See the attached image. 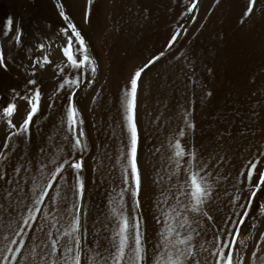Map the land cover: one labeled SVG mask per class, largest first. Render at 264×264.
Here are the masks:
<instances>
[{"label":"rangeland","instance_id":"obj_1","mask_svg":"<svg viewBox=\"0 0 264 264\" xmlns=\"http://www.w3.org/2000/svg\"><path fill=\"white\" fill-rule=\"evenodd\" d=\"M191 2L92 0L89 5L88 0H0V52L7 63V70L0 69V105L13 101L12 89L21 96H30L36 88L41 91L40 111L29 133L14 136L9 141L10 149H4L7 159L0 158L5 179L15 181H0L4 196L7 191L13 193L11 201L0 199V203L15 205L23 198L19 215L26 216L25 205L31 206L32 189L39 185L42 190L51 179L55 165L50 160L59 157L57 163L64 158L83 162L79 170L83 196L74 187L77 172L67 169L49 189L55 204L45 197L39 206L42 213L38 221L44 232L34 233L16 214L0 217L2 223L25 227L22 236L0 229V239L9 236L24 240L21 257L30 249L38 253L36 245L47 242L48 231L63 244L69 239L63 233L70 231L76 215L85 234L81 264L97 251L107 256L105 249H110L109 241L119 224L113 208L140 223L148 257L158 256L162 249L155 246L161 242L160 232L168 224L175 227L180 219L173 209L183 212V204L188 203L181 195L187 189V170L198 171L201 164L207 165L202 175L211 173L207 182L212 186V200L205 210L213 220L185 213L192 228L200 232L191 234L201 264H215V257L210 255L217 250L215 245L232 239L219 233L234 232L236 226L231 220L238 221L245 211L240 205L247 203L251 186L241 173H247L250 163L258 161V169L264 171V0H256L248 16L244 13L249 0H199L197 9L188 13ZM58 4L85 37L90 64L76 68L64 56L71 33L60 31L66 22L59 16ZM86 12H90L88 22L84 19ZM8 18L13 20L10 30L5 28ZM177 31L180 35L169 48L168 42ZM17 32L20 42L15 40ZM73 44L74 56L82 58L83 53L75 51L78 45L75 41ZM161 52L164 55L145 69L138 82L135 120L141 186L137 198L132 195L134 182L128 163L126 92L135 71ZM45 57L50 63L41 67ZM78 77L79 87H59L65 80ZM29 79L36 84H28ZM73 92L82 121L78 131L84 132L80 137L82 152L69 146L74 140L66 114L68 96ZM14 102L18 104L14 123L19 125L27 104L19 98ZM12 131L15 129L0 119V148ZM181 131L184 136L179 135ZM176 140L186 150L190 148L196 159L175 157ZM260 205H264V186L240 226L239 239L246 246L237 243L236 247L246 264H257L249 249L264 256L258 247L264 245L259 236L264 232V207ZM157 218L162 223H157ZM180 231L182 236L189 234L187 229ZM217 235L218 241L214 239ZM97 241L102 247H97ZM146 264H154V260Z\"/></svg>","mask_w":264,"mask_h":264},{"label":"snow or ice","instance_id":"obj_2","mask_svg":"<svg viewBox=\"0 0 264 264\" xmlns=\"http://www.w3.org/2000/svg\"><path fill=\"white\" fill-rule=\"evenodd\" d=\"M199 0H192L190 7L187 8L188 13H192L197 9ZM218 2V0H217ZM89 5H91L92 0H88ZM256 0H249L248 6L244 13L245 16L252 14L254 11V6ZM58 8H61L59 11V16L62 18L66 25L60 29L62 33L67 35L69 32L71 35H68L66 40V46L63 48V54L67 57L68 61L76 67L80 68L82 65H88L91 63L90 57L87 55V46L86 40L81 31L78 30L76 24H74L69 16L62 10L61 5H57ZM90 12L85 14V22H88ZM13 26L12 18H8L5 22V28L11 29ZM6 34V33H5ZM180 35V32L177 31L174 35L171 36L170 41L168 42V47L171 48L173 43L177 40V37ZM15 40L20 42L21 36L17 32ZM76 42L78 47L75 48L76 52L83 53L82 58L74 56V44ZM43 47V44L40 45ZM164 53L161 52L158 56H155L153 59L149 60L143 68L135 71L134 75L130 79V90L126 92V111H127V128L130 133V150L128 153V163L130 164V174L134 182V189L132 191L133 197H139L140 195V186H141V177L137 165V145H138V133L137 125L135 120V107H136V96L138 89V82L141 79L142 73L148 67L152 66L157 62ZM50 63L47 57H45L44 62L41 63V67L44 64ZM0 69L7 70L6 58L3 52H0ZM95 67L91 68V71H95ZM81 82V77L65 80L64 83L60 84L61 89L64 88L65 84L75 85L79 87ZM28 84L35 85L36 81L29 79ZM13 101L8 102L6 105H0V119L6 120L7 126L11 129H15L8 134H6L2 148H0V158L7 159V155L4 149H10L11 145L9 141L12 140L14 136H25L30 131V126L33 123V118L40 111L41 106V91L39 88H36L32 94L21 96L20 93L16 92L15 89H12ZM76 93H71L68 96V105H67V125L68 131L72 134L74 142H69L71 150L84 151V148L81 147L80 137L84 136L82 129L78 131V125L82 123L79 118L78 109L75 105L73 97ZM17 98L20 100L26 101L27 111L26 115L23 118L22 122L17 125L14 123V118L18 113V104L14 102ZM51 107V104L49 105ZM192 127V125H189ZM78 132V135H77ZM180 136H184L185 133L181 131ZM67 139V136L65 137ZM175 157L183 159L186 155L191 159H196V154L191 151V149L185 148L182 146L180 140H176L174 144ZM72 155L70 151L69 156ZM60 159L56 157L49 161V163L55 165L54 172L52 173L51 179L46 181V186L39 190V185L32 189L33 199L31 201V206L25 205V210L27 215H19L20 205L23 204V198L19 200V203L13 205L11 202L5 205L0 203V217L7 215L9 217L14 214L19 216V220L22 225L32 228L34 233L44 232V227L38 221V214L42 213L40 205L44 204L45 197L48 198L53 204L55 201L51 196L49 189L54 188V181L57 180V177L63 178V174L67 169H72L77 172L76 175V185L74 186L77 190L79 196H83L84 193V183L79 176V170L83 168L82 160H76L73 162L69 158H64L62 163H57V160ZM185 164L189 163L188 160L184 161ZM258 162L250 163L247 173H241L242 176H245V182L251 186V190L246 194V204H241L240 207L244 208L245 211L240 215L238 221L231 220V223L234 224L235 230L224 232L221 230L219 235L232 236L230 241L216 244L215 247L217 250L210 253V255L215 257V264H246L245 260L242 257L241 252L237 249V243L244 245V241L240 240L241 235V225L245 224L246 218L249 216V210L253 206V201L257 198L258 193L261 191L262 186H264V171L258 169ZM67 166V167H66ZM177 166L179 167V160L177 161ZM47 167V165H44ZM207 165L201 164L198 165V171H188L187 179L184 181L187 185V189L181 193L187 200L188 203L183 204V212H178L176 209H173V212H176V216L180 219L176 220V226L173 227L168 224V221H163L164 224L168 226L160 232L161 242L156 245L158 249H162L158 256L154 254L153 258L148 257L146 251V241L141 231L140 223L132 218L131 220L124 215L122 211H119L116 208H113V215H118L119 224L117 230L114 231L110 243V249H105L108 252L107 256H102V254L97 251L96 256L89 257L86 259L85 264H146L149 259L154 260V264H201L200 259H198V251L196 246L192 243L193 235L191 232H196V235H200V232H197L195 228H192L191 223L185 216V213H194L200 217H205L207 220H213V217L208 214V211L205 210V206L212 200V186L207 182V176H210L211 173L201 174ZM14 171L18 172L19 169ZM126 172L128 169L125 170ZM6 173L0 169V181H3L5 184H12L15 181L11 179H5ZM255 177V179H254ZM127 182V177H126ZM2 187V185H0ZM13 196L12 191H7V196H4L0 192V199H7L11 201ZM237 200L240 197H236ZM178 203H181L178 200ZM136 207L139 208V200H136ZM259 207H264L260 205ZM79 209H77V212ZM46 219V217H44ZM33 222L35 226L33 227ZM198 225L199 222L195 221ZM157 223H162L159 218H157ZM255 227V224L251 225ZM49 227H54V225H49ZM81 223L79 215L73 217V222L71 224L70 231L63 233L64 236L69 237L63 244H61L60 239L53 238L51 231L46 233L47 242L42 241L40 244L36 245L40 251L37 253L35 250L30 249L27 256L21 257V249L24 248V240L21 239L17 241L16 239H10L9 236H3L0 239V264H81L82 262V251L83 244L82 238L85 234L81 233ZM7 228L14 236H22L26 229L20 224L13 225V223H2L0 222V229ZM181 229H187L189 234L186 236L181 235ZM59 232V229H57ZM219 235L214 236L215 240H219ZM260 238L264 239V232L259 233ZM97 247H102L99 245L98 241ZM12 245H17L15 248ZM260 252H264V245H259ZM207 251V249H206ZM251 257L256 259L257 264H264V256H261L257 251L249 249ZM10 254V255H9ZM18 257H20L18 259ZM97 257H100V260H97Z\"/></svg>","mask_w":264,"mask_h":264}]
</instances>
